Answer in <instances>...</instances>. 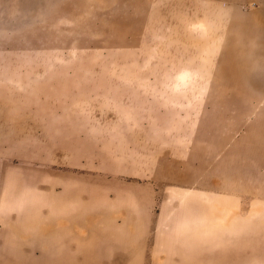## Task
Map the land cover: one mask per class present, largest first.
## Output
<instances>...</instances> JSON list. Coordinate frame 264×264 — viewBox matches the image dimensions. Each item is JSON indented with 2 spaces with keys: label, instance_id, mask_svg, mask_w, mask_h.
Returning <instances> with one entry per match:
<instances>
[{
  "label": "rangeland",
  "instance_id": "obj_1",
  "mask_svg": "<svg viewBox=\"0 0 264 264\" xmlns=\"http://www.w3.org/2000/svg\"><path fill=\"white\" fill-rule=\"evenodd\" d=\"M257 155L264 0H0V264H264Z\"/></svg>",
  "mask_w": 264,
  "mask_h": 264
},
{
  "label": "crops",
  "instance_id": "obj_2",
  "mask_svg": "<svg viewBox=\"0 0 264 264\" xmlns=\"http://www.w3.org/2000/svg\"><path fill=\"white\" fill-rule=\"evenodd\" d=\"M256 151V150H255ZM261 153V152H260ZM254 166H257V164L258 163H263L264 162V156L263 157H261L260 158V160H258V155L257 156H255L254 158ZM246 169H250L249 167H246ZM242 174H243V172H242V167H238V170H237V179L239 180V179H241L242 178ZM240 187L241 186H239L238 184H237V186H236V188L237 189H240ZM247 190H251L252 188H251V186H247V188H246ZM203 209V208H202ZM210 215L212 216V217H214V216H220V217H227L228 215H227V212H225V211H219L218 213L216 212V211H210ZM236 216H237V214H236ZM238 222V221H237ZM239 223V222H238ZM237 239H239V235H238V237H237ZM194 256H196V255H194ZM204 258L206 257L205 255H202ZM202 256H200L201 258H203ZM197 257L199 258V256L197 255ZM240 261L238 260V259H236V260H234V261H231V259H228L227 257H223L221 254H218V255H214L213 256V263L214 264H238ZM202 263H206V261L205 260H203L202 261Z\"/></svg>",
  "mask_w": 264,
  "mask_h": 264
},
{
  "label": "bare ground",
  "instance_id": "obj_3",
  "mask_svg": "<svg viewBox=\"0 0 264 264\" xmlns=\"http://www.w3.org/2000/svg\"><path fill=\"white\" fill-rule=\"evenodd\" d=\"M172 8H173V7H172ZM164 10H166V9H164ZM173 10H174V9H173ZM176 10H177V9H176ZM179 10H180V9H179ZM179 10H178V11H179ZM170 11H171V10H170ZM170 11H168L169 15H170ZM178 11H177V13H178ZM168 13H167V14H168ZM179 13L181 14L182 12H179ZM185 13H187V12H185ZM185 13H184V14H185ZM192 13H193V12H192ZM192 13H191V14H192ZM180 14H179V17H180ZM194 14H195V13H194ZM203 14H204V13H203ZM161 15H163V14H161ZM175 15H176V14H175ZM177 15H178V14H177ZM181 15H182V14H181ZM192 15H193V14H192ZM192 15H190V16H192ZM195 15H196V14H195ZM205 15H206V14H205ZM205 15H204V16H205ZM208 15L210 16V14H208ZM208 15H207V17H208ZM165 16H166V15H165ZM182 16H183V15H182ZM168 17H170V16H168ZM171 17H172V16H171ZM179 17H177V18H175V19H176V20H179ZM188 17H189V16H188ZM195 17H196V16H195ZM195 17L193 16V18H195ZM211 17H212V16H211ZM172 18H173V17H172ZM182 18H183V17H182ZM182 18H181V19H182ZM196 18H197V17H196ZM198 18H200V17H198ZM209 18H210V17H208V20H209ZM161 19H162V18H161ZM168 19H169V18H168ZM186 19H187V18H186ZM188 19H189V18H188ZM190 19H192V18H190ZM204 19H206V18H204ZM210 19H211V18H210ZM212 19H213V18H212ZM212 19H211V20H212ZM163 20H164V19H163ZM194 21H195V20H194ZM214 21H215V20H214ZM164 22H165V20H164ZM168 22L170 23V21H168ZM173 22H174V20H173ZM173 22H172V24H173ZM181 22H182V21H181ZM186 22H188V20H187ZM190 22H191V21H190ZM192 22H193V21H192ZM175 23H176V22H175ZM175 23H174V24H175ZM177 23H178V21H177ZM177 23H176V24H177ZM234 23L237 24L238 22L234 21ZM176 24H175V25H176ZM181 24H183V23H181ZM187 24H188V23H187ZM187 24H186V25H187ZM181 26L185 27V24H184V25H181ZM177 27H178V25H177ZM242 27L245 28V31H249V29H250V27H247V26H245V25H243ZM179 28H180V27H179ZM179 28H178V29H179ZM180 30H181V29H180ZM184 36H185V35H184ZM222 49H223V48H222Z\"/></svg>",
  "mask_w": 264,
  "mask_h": 264
}]
</instances>
